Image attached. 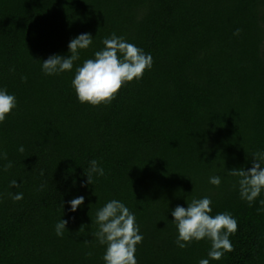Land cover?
Returning a JSON list of instances; mask_svg holds the SVG:
<instances>
[{
	"label": "trees",
	"instance_id": "trees-1",
	"mask_svg": "<svg viewBox=\"0 0 264 264\" xmlns=\"http://www.w3.org/2000/svg\"><path fill=\"white\" fill-rule=\"evenodd\" d=\"M81 33L93 44L76 64L116 33L150 53L152 68L110 103L81 104L75 64L52 76L40 68L49 55H68ZM0 87L17 99L0 123V264H104L92 219L110 199L140 226L137 264H197L209 243L178 248L169 209L202 196L213 215L237 220L232 251L210 264H264V213L226 175L264 151V0H0ZM92 159L105 175L81 187ZM81 195L71 212L67 201ZM61 218L68 230L57 237Z\"/></svg>",
	"mask_w": 264,
	"mask_h": 264
},
{
	"label": "clouds",
	"instance_id": "clouds-1",
	"mask_svg": "<svg viewBox=\"0 0 264 264\" xmlns=\"http://www.w3.org/2000/svg\"><path fill=\"white\" fill-rule=\"evenodd\" d=\"M236 29L233 35H238ZM93 44L91 33H81L68 42V55L52 54L40 61V68L44 75H59L64 72H73L71 87L81 104L98 106L108 104L115 98L121 87L129 82L140 80L146 70H150L153 59L150 53L129 42L124 36L111 33L101 40L103 45L93 52L91 58L80 61L81 50L88 49ZM12 71V69H10ZM25 77H21L24 80ZM17 107L16 96L6 87H0V123ZM17 151L23 153L21 145ZM251 167L226 169V175L235 178L233 187L238 191L239 198L252 206L258 203L257 213H264V199H258L264 193V151H254L251 154ZM0 159H7V154L0 152ZM11 162L3 166L7 170ZM43 174V173H41ZM85 181L81 187L93 184V177L105 175V170L96 159L88 162L84 169ZM208 183L219 187L221 176L211 175ZM11 187H18L16 180L10 181ZM16 202L23 199L22 192L9 193ZM84 196H77L67 201L69 210L76 212L83 205ZM187 207L177 205L169 209L176 229L175 244L180 249L190 246L193 241H207L209 248L206 257H202L197 264H210L212 260H220L226 252L232 251L230 236L237 231V220L231 213L217 212L212 214V200L209 196L193 197L186 200ZM63 207V204H62ZM92 219V218H91ZM97 230L93 233L99 245L104 246L102 260L104 264H137L135 256L136 246L143 240L135 214L130 211L124 202L110 199L96 209L94 220ZM67 220L61 218L54 225L57 237H62L67 229Z\"/></svg>",
	"mask_w": 264,
	"mask_h": 264
}]
</instances>
